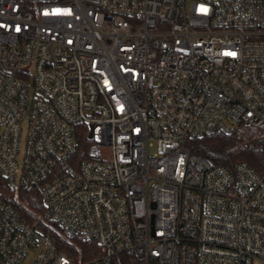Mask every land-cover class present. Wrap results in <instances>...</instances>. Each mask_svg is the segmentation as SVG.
I'll return each mask as SVG.
<instances>
[{
  "label": "built area",
  "instance_id": "2783aa9c",
  "mask_svg": "<svg viewBox=\"0 0 264 264\" xmlns=\"http://www.w3.org/2000/svg\"><path fill=\"white\" fill-rule=\"evenodd\" d=\"M240 124L264 129V0H0V174L43 203L0 198V264H264V171L187 145Z\"/></svg>",
  "mask_w": 264,
  "mask_h": 264
},
{
  "label": "trees",
  "instance_id": "16d2710c",
  "mask_svg": "<svg viewBox=\"0 0 264 264\" xmlns=\"http://www.w3.org/2000/svg\"><path fill=\"white\" fill-rule=\"evenodd\" d=\"M88 128L80 134L77 156L85 159L90 140ZM187 145L191 151L207 157L215 164L232 167L237 161H246L256 170L264 171V129L240 124L231 132L215 130L198 138L190 139ZM0 198L11 202L29 222H34L43 210L39 191L35 187L12 190L1 177ZM41 229L49 232L56 239L58 246L75 260H88L101 251L95 242L82 238L69 240L59 233L51 223L42 222Z\"/></svg>",
  "mask_w": 264,
  "mask_h": 264
},
{
  "label": "rangeland",
  "instance_id": "374dc122",
  "mask_svg": "<svg viewBox=\"0 0 264 264\" xmlns=\"http://www.w3.org/2000/svg\"><path fill=\"white\" fill-rule=\"evenodd\" d=\"M0 182H1V174H0Z\"/></svg>",
  "mask_w": 264,
  "mask_h": 264
},
{
  "label": "water",
  "instance_id": "95a60500",
  "mask_svg": "<svg viewBox=\"0 0 264 264\" xmlns=\"http://www.w3.org/2000/svg\"><path fill=\"white\" fill-rule=\"evenodd\" d=\"M90 136H92V134Z\"/></svg>",
  "mask_w": 264,
  "mask_h": 264
}]
</instances>
